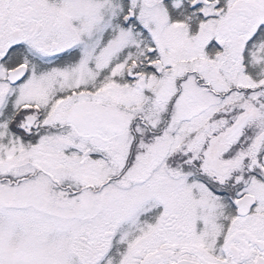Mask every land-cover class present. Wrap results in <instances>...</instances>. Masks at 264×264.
Here are the masks:
<instances>
[{
  "label": "snow or ice",
  "instance_id": "1",
  "mask_svg": "<svg viewBox=\"0 0 264 264\" xmlns=\"http://www.w3.org/2000/svg\"><path fill=\"white\" fill-rule=\"evenodd\" d=\"M0 264H264V0H0Z\"/></svg>",
  "mask_w": 264,
  "mask_h": 264
}]
</instances>
